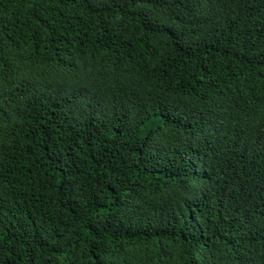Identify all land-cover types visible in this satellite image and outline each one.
Here are the masks:
<instances>
[{"label": "trees", "instance_id": "1", "mask_svg": "<svg viewBox=\"0 0 264 264\" xmlns=\"http://www.w3.org/2000/svg\"><path fill=\"white\" fill-rule=\"evenodd\" d=\"M0 264H264V0H0Z\"/></svg>", "mask_w": 264, "mask_h": 264}]
</instances>
